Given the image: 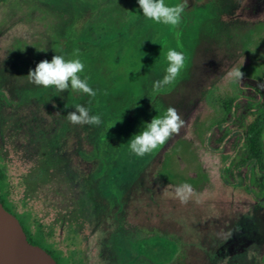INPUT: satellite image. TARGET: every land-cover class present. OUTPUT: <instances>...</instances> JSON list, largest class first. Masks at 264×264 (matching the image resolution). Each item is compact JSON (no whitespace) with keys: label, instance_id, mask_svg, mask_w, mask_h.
I'll return each instance as SVG.
<instances>
[{"label":"rangeland","instance_id":"1","mask_svg":"<svg viewBox=\"0 0 264 264\" xmlns=\"http://www.w3.org/2000/svg\"><path fill=\"white\" fill-rule=\"evenodd\" d=\"M136 1L115 22L98 0L0 2V197L50 234L61 264H264V129L258 164L245 163L246 127L264 110V0H188L175 28ZM170 49L184 69L139 108ZM77 52L94 98L28 80ZM234 66L241 85L226 76ZM77 104L101 125L70 123ZM169 106L186 121L180 135L131 153L135 128Z\"/></svg>","mask_w":264,"mask_h":264},{"label":"clouds","instance_id":"2","mask_svg":"<svg viewBox=\"0 0 264 264\" xmlns=\"http://www.w3.org/2000/svg\"><path fill=\"white\" fill-rule=\"evenodd\" d=\"M143 16L156 23H162L172 28L178 27L182 15L188 8V0H181L175 5H168L165 0H138ZM74 58L66 59L63 55H54L51 61H40L34 70L30 69L28 80L44 88L55 87L63 93L71 87L73 91L83 92L90 97L97 95L90 87L88 78L81 77L85 65L79 58V53L73 54ZM168 66L161 80L153 82V91L158 92L172 84L185 67V55L182 51L170 49L166 56ZM242 67V66H241ZM241 67H232L226 76L234 83L242 84L244 73ZM75 110L67 114V120L74 125L99 126L102 123L100 115H93L90 109L77 104ZM186 121L175 107L169 106L162 115L154 117L150 123L144 125L143 130L134 135L128 142L131 153L143 157L165 145L174 136H178L185 128ZM193 189L189 184H182L175 189V194L182 204L188 202Z\"/></svg>","mask_w":264,"mask_h":264},{"label":"water","instance_id":"3","mask_svg":"<svg viewBox=\"0 0 264 264\" xmlns=\"http://www.w3.org/2000/svg\"><path fill=\"white\" fill-rule=\"evenodd\" d=\"M0 264H58L45 249L29 242L18 218L1 201Z\"/></svg>","mask_w":264,"mask_h":264},{"label":"trees","instance_id":"4","mask_svg":"<svg viewBox=\"0 0 264 264\" xmlns=\"http://www.w3.org/2000/svg\"><path fill=\"white\" fill-rule=\"evenodd\" d=\"M112 2L113 1H111V0H98V7H101V6H103V7L109 6L110 7ZM132 2L134 4H137L136 0H133ZM133 3H131L128 0L116 1L115 10H113V8H111V7L109 9L107 8L108 11L105 10V14L107 13L106 14L107 19H111L112 21L115 22V20L118 19L115 12L118 10H122L123 13H126L129 9V7L132 6ZM113 25H115V23ZM153 82L149 83V87H148L145 95H143L141 97V99L139 100V104H138L139 108H142L144 106L146 108V105L153 100L154 95L161 93V92H163L162 94L166 93L167 90L165 91L164 89H161L158 92H154L153 91ZM148 97H149V99H148ZM141 111L143 112V109H141ZM257 113H258L257 116L246 127V132H245L246 148H247L246 149L247 158H246V162H245L246 164H248V162L258 164L259 158H260L259 153L255 152L254 150H255V146L258 145L257 149L259 151L260 137H261L263 129H264V110L259 109V110H257ZM142 130H143V127H141V126L139 128H135V131L138 133ZM237 186H242V181H240V183H238ZM0 200L2 201L1 197H0Z\"/></svg>","mask_w":264,"mask_h":264},{"label":"flooded vegetation","instance_id":"5","mask_svg":"<svg viewBox=\"0 0 264 264\" xmlns=\"http://www.w3.org/2000/svg\"><path fill=\"white\" fill-rule=\"evenodd\" d=\"M0 2H3V0H1ZM1 202L9 212L14 214L18 218L29 242L45 249L57 261L58 264H61V260H64L63 262L66 263L65 259L63 258V254L55 247H53L49 242H47V239L50 237V234L48 232H44L42 229H40L41 226L39 227V229H37V231H33L32 225L30 224V219L27 216H19L9 208V206L3 199Z\"/></svg>","mask_w":264,"mask_h":264}]
</instances>
